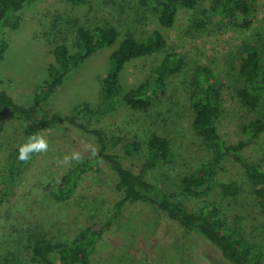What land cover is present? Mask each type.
<instances>
[{"label":"rangeland","instance_id":"374dc122","mask_svg":"<svg viewBox=\"0 0 264 264\" xmlns=\"http://www.w3.org/2000/svg\"><path fill=\"white\" fill-rule=\"evenodd\" d=\"M212 4V0H195L187 8H179L171 28L163 29L157 25L161 8L153 0H86L85 5L79 6L66 0H39L19 13L21 26L17 30L1 32L8 47L0 60V89L15 102L28 105L34 89L46 78L52 47L64 43L73 52L77 27H113L118 33L117 41L126 35L142 40L158 30L163 47L152 56L126 64L119 81L122 93L137 88L166 55H173L179 60V69L167 81L164 93L155 92L149 97L146 109L141 111H131L123 102L115 100L105 115L80 123L88 130L118 136L123 142L140 143L139 156H124L118 148L109 151L134 172L142 160L146 140L152 135L163 137L172 151L173 163L156 166L148 173L147 180L167 193H174L180 178L208 162L210 157L191 128L188 103L200 71L206 70L209 78L221 82L215 127L226 144L236 143L242 128L255 119L254 112L246 109L236 96L234 53L242 43L260 41L264 47V0H254L255 21L248 30L235 29L230 21L212 10ZM115 46L101 48L90 55L54 90L48 101L50 113L67 115L81 102H86L91 109L107 108L102 103L101 79L107 69V56ZM41 134L49 140V150L32 155L15 184L13 195L0 203V264H11L12 259L23 260L19 252L30 244V236L34 234L70 245L80 230L103 224L119 199L114 190L116 176L102 165L99 172H89L79 179L69 200L55 202L50 192L62 175L78 163L73 161L65 166L57 161L70 156L74 150L82 153L79 162L90 160L96 139L65 124ZM22 142L21 125L0 112V172L7 154ZM249 148L245 154L247 161L264 166V134L258 135ZM216 178L223 183L234 182L239 188L237 196L223 197L212 191L203 199H184L186 207L197 211L217 205L218 218L257 246L264 264V203L260 204L253 196L245 170L231 157L224 158ZM153 218L141 204L124 208L119 221L104 234L116 235L111 238L116 240L114 247L99 253L92 263L179 264L186 254L189 264H194L198 256L206 264H227L217 249L202 237L184 234L167 220H161L158 228L153 227ZM180 245L184 247L182 251ZM108 247L109 242L103 249Z\"/></svg>","mask_w":264,"mask_h":264},{"label":"trees","instance_id":"16d2710c","mask_svg":"<svg viewBox=\"0 0 264 264\" xmlns=\"http://www.w3.org/2000/svg\"><path fill=\"white\" fill-rule=\"evenodd\" d=\"M39 0H0V60L7 50V42L1 38L3 29L17 30L21 26L19 13ZM71 5H85L86 0H66ZM161 8L157 25L170 29L179 8H187L195 0H153ZM212 10L222 19L230 21L238 30H248L255 21L254 0H212ZM118 33L110 26L92 28L77 27L74 32V51L69 52L64 43L52 47L51 63L46 66V78L34 89L28 105L15 102L4 90L0 89V112L7 113L21 125L24 144L33 134L51 131L60 125H68L93 135L96 139V154L90 160L71 166L60 178L57 186L50 192L55 202L69 200L75 192L79 179L89 172L97 173L106 165L116 176L114 185L119 199L113 204L111 215L95 227L80 230L70 245L52 242L51 239L34 234L31 242L19 254L23 260L12 259L11 264H93L92 259L99 253H106L114 247L116 235L104 236L127 206L141 204L153 214V227L158 228L161 220H167L173 228L182 233L196 234L217 249L227 264H262L261 250L249 243L239 231L226 227L218 218L217 205H210L197 211L189 210L184 199H203L216 191L223 197H235L239 188L234 182L223 183L216 176L221 171L225 157H231L246 172L252 184L251 193L264 203V166L251 164L245 154L254 144V139L264 134V47L257 43H242L236 53V96L239 102L255 119L242 128L236 143H225L218 135L215 122L218 118L221 82L200 71L194 80L195 90L189 95V108L192 114L191 128L201 139L202 145L210 152L208 162L200 164L180 178L176 192L167 193L147 180L148 173L156 166L173 163V154L168 142L160 136L152 135L145 142L144 154L136 172L125 168L111 149H122L124 156H139L141 144L136 141L123 142L120 137L106 135L100 130H88L82 120L103 116L113 108L115 100L123 102L131 111L146 109L149 97L155 92L163 94L166 83L174 76L179 63L178 58L166 55L139 87L121 92L119 75L124 66L132 60L152 56L162 47L158 30L149 36L136 40L126 35L117 41ZM115 46L107 56V69L101 79V96L106 109H91L86 102L74 106L67 115L50 113L48 101L54 90L90 55L104 47ZM150 83V89H148ZM1 84V82H0ZM21 144V145H22ZM20 145V146H21ZM34 155V154H33ZM18 148L6 156L5 166L0 172V203L13 195L16 182L24 166L28 163L18 159ZM114 243H112L111 241ZM109 247L103 249L104 244ZM180 251L184 249L180 245ZM4 264V263H3ZM179 264H189L186 254ZM194 264H206L198 256Z\"/></svg>","mask_w":264,"mask_h":264},{"label":"clouds","instance_id":"9594fccd","mask_svg":"<svg viewBox=\"0 0 264 264\" xmlns=\"http://www.w3.org/2000/svg\"><path fill=\"white\" fill-rule=\"evenodd\" d=\"M48 150L49 140L43 134H33L18 148L17 159L20 162L27 163L32 158L33 154L46 153ZM93 154H96L95 150H93ZM81 159L82 153L74 150L70 156H64L62 161L58 160L57 163L67 166L73 161L79 162Z\"/></svg>","mask_w":264,"mask_h":264}]
</instances>
